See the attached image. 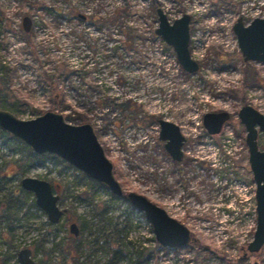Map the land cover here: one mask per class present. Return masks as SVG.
<instances>
[{"label": "rangeland", "instance_id": "rangeland-1", "mask_svg": "<svg viewBox=\"0 0 264 264\" xmlns=\"http://www.w3.org/2000/svg\"><path fill=\"white\" fill-rule=\"evenodd\" d=\"M157 9L170 22L190 16L196 73H185L155 34ZM239 18L245 25L264 18V0H0L4 111L23 121L53 112L90 125L123 193L164 209L195 240L162 248L127 200L54 155L29 158L28 146L0 131V264H19L23 249L34 264H264V246L247 251L256 187L238 119L244 106L264 115V65L243 61L232 31ZM220 112L229 119L211 136L203 116ZM159 120L186 139L179 163L158 139ZM257 143L264 150V133ZM26 177L60 185L58 224L21 189Z\"/></svg>", "mask_w": 264, "mask_h": 264}, {"label": "water", "instance_id": "water-1", "mask_svg": "<svg viewBox=\"0 0 264 264\" xmlns=\"http://www.w3.org/2000/svg\"><path fill=\"white\" fill-rule=\"evenodd\" d=\"M156 13L158 27L155 34L173 49L183 71L190 75L196 73L199 67L192 60L188 49L189 15L184 14L170 23L161 9H157ZM22 27L25 32H29V18L23 19ZM232 31L243 61L264 65V18H255L247 25L239 18ZM228 118L226 112L207 113L203 116V127L209 135H218ZM238 119L245 128L248 162L256 187V228L253 240L247 246V251L255 254L264 246V150H260L257 143L258 133H264V115L250 106H244L238 112ZM158 126V139L164 143L165 152L172 161L181 162L186 139L179 127L166 120H159ZM0 131L24 143L35 155L56 156L91 181L103 186L114 197L123 196V190L113 175V166L106 158L90 125H70L62 115L53 112L23 121L8 111L0 110ZM20 186L23 191L34 195L35 205L45 213L50 224L59 223L63 215L58 207L59 197L53 194L48 182L26 177L21 180ZM126 199L144 215L156 242L162 248L181 249L195 242L184 225L145 197L129 192ZM69 233L74 238L79 237L80 231L75 223L69 225ZM17 261L19 264H33L30 250L19 251Z\"/></svg>", "mask_w": 264, "mask_h": 264}, {"label": "trees", "instance_id": "trees-1", "mask_svg": "<svg viewBox=\"0 0 264 264\" xmlns=\"http://www.w3.org/2000/svg\"><path fill=\"white\" fill-rule=\"evenodd\" d=\"M3 93H2V90H0V109H3V110H7V109H9V107H8V101H7V99H6V96L5 95H2ZM3 136H5V137H7V138H10V139H12L13 137H11L10 135H8V134H6V133H4V132H2L1 133ZM26 148V147H25ZM27 149V148H26ZM29 151V150H28ZM28 157L29 158H33V159H38V160H41L42 159V157H40V156H38V155H35V154H33L32 152H29V154H28ZM92 185H94V186H97L98 184H96L95 182H93L92 181ZM102 187V186H101ZM103 188V187H102ZM35 205V203L33 202V206ZM76 241H78L77 239H72V242H76ZM143 256H142V253L139 255V259H141Z\"/></svg>", "mask_w": 264, "mask_h": 264}, {"label": "flooded vegetation", "instance_id": "flooded-vegetation-1", "mask_svg": "<svg viewBox=\"0 0 264 264\" xmlns=\"http://www.w3.org/2000/svg\"><path fill=\"white\" fill-rule=\"evenodd\" d=\"M157 11V10H156ZM163 12V11H162ZM157 14V13H156ZM184 15V14H183ZM188 15V14H187ZM166 16V15H165ZM182 16V15H181ZM167 17V16H166ZM190 17V16H189ZM178 19V18H177ZM29 20H30V18H29ZM176 20V19H175ZM174 20V21H175ZM169 21V20H168ZM170 22V21H169ZM170 23H172V22H170ZM245 25V24H244ZM189 33H190V23H189ZM189 42H190V40H189ZM188 49H189V46H188ZM190 52V51H189ZM176 55V54H175ZM177 60V59H176ZM193 60V59H192ZM249 63H251V62H249ZM198 65V64H197ZM181 67V66H180ZM199 67V66H198ZM182 69V68H181ZM183 70V69H182ZM185 72V71H184ZM186 73V72H185ZM188 74V73H187ZM190 75V74H189ZM229 119V118H228ZM227 122V121H226ZM225 122V123H226ZM224 123V124H225ZM224 124H223V126H222V129H223V127H224ZM222 129H221V131H222ZM220 131V132H221ZM220 134V133H219ZM259 134V133H258ZM245 136H246V134H245ZM246 145V144H245ZM184 146V145H183ZM183 149V148H182ZM183 151V150H182ZM248 151V150H247ZM43 156V155H42ZM182 159H183V157H182ZM182 161V160H181ZM249 163V162H248ZM41 180V179H40ZM47 182V181H46ZM94 182V181H93ZM49 183V182H48ZM50 184V186H51V188H52V191H53V194H55V195H57L58 197H59V195L57 194V192L61 189V187H60V185H56V186H53L51 183H49ZM101 186V185H100ZM103 187V186H102ZM104 188V187H103ZM107 190V189H106ZM127 195V194H126ZM126 195L123 193V196L121 197V199H124V200H127L126 199ZM59 199H60V197H59ZM58 202H59V200H58ZM62 213H63V211H62ZM64 214V213H63ZM63 216V215H62ZM79 228V227H78ZM68 231H69V229H68ZM80 231V230H79ZM70 234V233H69ZM80 235V234H79ZM72 236V235H71ZM74 238V237H73ZM79 238V237H78ZM78 238H74V239H78ZM156 241V240H155ZM190 245V244H189ZM31 260H32V257H31ZM33 261V260H32ZM33 264H34V262H33Z\"/></svg>", "mask_w": 264, "mask_h": 264}, {"label": "built area", "instance_id": "built-area-1", "mask_svg": "<svg viewBox=\"0 0 264 264\" xmlns=\"http://www.w3.org/2000/svg\"><path fill=\"white\" fill-rule=\"evenodd\" d=\"M228 135H229V141H228V142L233 143V141H232V140H233V137H232L233 135H232V133L229 132Z\"/></svg>", "mask_w": 264, "mask_h": 264}]
</instances>
